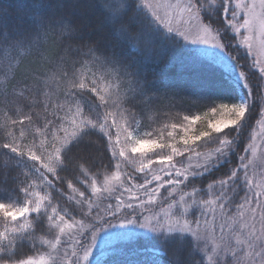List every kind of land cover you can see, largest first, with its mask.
Listing matches in <instances>:
<instances>
[{
	"label": "snow or ice",
	"instance_id": "obj_1",
	"mask_svg": "<svg viewBox=\"0 0 264 264\" xmlns=\"http://www.w3.org/2000/svg\"><path fill=\"white\" fill-rule=\"evenodd\" d=\"M33 7L28 29L0 26V264H93L102 238L141 264L122 247L140 237L152 264H264V0ZM137 57L185 75L149 80ZM177 89L216 96L206 123L149 115Z\"/></svg>",
	"mask_w": 264,
	"mask_h": 264
},
{
	"label": "trees",
	"instance_id": "obj_2",
	"mask_svg": "<svg viewBox=\"0 0 264 264\" xmlns=\"http://www.w3.org/2000/svg\"><path fill=\"white\" fill-rule=\"evenodd\" d=\"M34 2L35 0H0V26L5 27L9 32L28 29L32 24L31 17L37 11L33 7ZM48 2L55 3L57 0H48ZM110 2L113 10L119 8L120 0H110ZM228 35L231 36L233 34L229 33ZM101 36H104L105 39L102 40ZM91 39L100 40L101 44H103L106 40V34H98L94 32L91 34ZM189 47L194 46L190 45ZM48 51L49 53H54L58 51V46L56 44H50ZM231 51H233V55H239L241 58L246 56V51L242 48L239 49V52H236L235 50ZM133 54L135 55L134 52ZM137 58L142 62V69L149 80H153L161 71L166 72L177 79L185 75V70L181 65L168 57H164L159 61H156L155 59L143 60L142 57ZM200 58L206 63L208 62V57L202 55ZM25 64L26 66L30 65L31 61H26ZM213 67L217 70V73L223 72V69L219 65H213ZM191 90L177 89L175 95L170 96L168 99L161 102L158 112L155 114L150 113L149 115H152L155 120L165 121L175 117L177 112L195 113L201 115L202 122L206 123L207 118L203 117V113L207 111V103L209 102V99H216V96L211 95L209 96V99H201L202 96L208 94L194 93ZM259 103L260 101L258 100L257 107H259ZM171 105H175V107H171ZM165 113H168V115L166 116ZM142 119L146 125L150 123L147 117H143ZM197 126H201V122H198ZM197 216H199L198 212ZM122 247H124L125 251H134L135 255L132 258L139 260L141 264H152L153 261L159 260L162 262L166 259L158 250L156 242L145 237H140L133 242L122 245ZM121 258L122 257L114 255L111 249H109L96 257V259L93 260V264H96L97 259L101 260V264H113L114 261Z\"/></svg>",
	"mask_w": 264,
	"mask_h": 264
},
{
	"label": "rangeland",
	"instance_id": "obj_3",
	"mask_svg": "<svg viewBox=\"0 0 264 264\" xmlns=\"http://www.w3.org/2000/svg\"><path fill=\"white\" fill-rule=\"evenodd\" d=\"M193 46V45H192ZM194 47H196V48H205L206 50H207V52H216V51H218L217 49H213V48H210V47H208V46H204V45H194ZM254 52H256V49H254ZM207 57V56H206ZM101 250H102V254L104 253V252H106L107 250H109V249H105L104 250V244H103V238H102V241H101V249L100 250H98V254H97V250L96 249H94V256L97 254V256H95L94 257V259H96V257H98L99 255H101L100 254V252H101ZM93 259V260H94Z\"/></svg>",
	"mask_w": 264,
	"mask_h": 264
}]
</instances>
